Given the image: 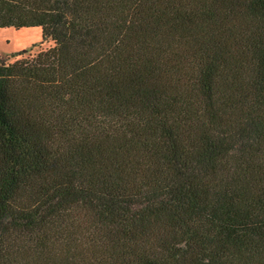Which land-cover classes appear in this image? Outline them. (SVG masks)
Wrapping results in <instances>:
<instances>
[{"label":"trees","instance_id":"obj_1","mask_svg":"<svg viewBox=\"0 0 264 264\" xmlns=\"http://www.w3.org/2000/svg\"><path fill=\"white\" fill-rule=\"evenodd\" d=\"M36 27L0 59V264H264V0H0Z\"/></svg>","mask_w":264,"mask_h":264},{"label":"rangeland","instance_id":"obj_2","mask_svg":"<svg viewBox=\"0 0 264 264\" xmlns=\"http://www.w3.org/2000/svg\"><path fill=\"white\" fill-rule=\"evenodd\" d=\"M54 46L50 39H43L42 29H0V59L13 61L23 56L37 54ZM26 51L25 54L22 52Z\"/></svg>","mask_w":264,"mask_h":264}]
</instances>
